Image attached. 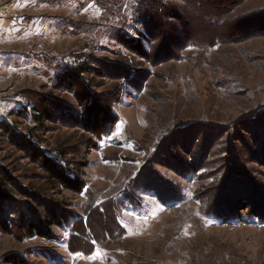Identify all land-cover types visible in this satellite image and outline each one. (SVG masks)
<instances>
[{
	"label": "rangeland",
	"instance_id": "374dc122",
	"mask_svg": "<svg viewBox=\"0 0 264 264\" xmlns=\"http://www.w3.org/2000/svg\"><path fill=\"white\" fill-rule=\"evenodd\" d=\"M167 1L193 40L144 56L143 0H0V160L44 204L4 213L0 264H264V0H214L222 27ZM90 209L102 243L71 253Z\"/></svg>",
	"mask_w": 264,
	"mask_h": 264
},
{
	"label": "trees",
	"instance_id": "16d2710c",
	"mask_svg": "<svg viewBox=\"0 0 264 264\" xmlns=\"http://www.w3.org/2000/svg\"><path fill=\"white\" fill-rule=\"evenodd\" d=\"M230 1H233L230 5L231 7L232 5H236V4L238 5L243 2V0H230ZM143 2H144L143 4L144 6L141 9V17L143 20L145 32L147 33L146 39L148 40V43L150 45L149 51H146L144 47L140 45L139 49L143 51L144 56H147V55L149 56L151 54L167 55L169 54L170 50H172V52L174 53H178L180 51H183V49L185 48L184 46L185 43H187L186 47L190 45L189 44L191 43L190 41L193 40L191 38L190 30H179L177 29V27L179 25L181 27H186L187 29H189L190 26L193 28L194 24H192L189 19L190 14L194 15L193 10L188 11L187 14L190 13L188 17L187 14H185L184 11H182L181 9L177 10V8H175L173 5L168 4L167 0H143ZM202 3H203V0H201V2H198L199 6L195 7L194 5H192L193 9L199 10V9H202L203 7H208L209 8L208 10H213V14H214V15H212V13L203 14L200 21L205 27H214L217 25L222 27L226 24L224 17H220V16L216 17L215 12L218 11V9H216V7L218 6L213 5L214 0H206L205 1L206 5H202ZM230 11L231 10H229L228 12ZM206 16H208V18L205 19ZM243 17L245 16H241L239 19ZM254 17H257V16L256 15L246 16L242 22L246 23V21L251 20ZM257 18H259L260 20H259L258 25L255 28L257 32L259 31L261 36H264V14H259ZM236 22L237 21H234V23ZM245 29H246V32L244 34L255 33L254 31L255 29H252L250 26ZM176 33L180 34L179 41H176L174 38H172V35H175ZM129 41H132V43H135L134 45H137L140 42H142L141 40H133V39H129ZM172 42H175V45H172ZM170 46L173 47V49ZM144 58L146 59L147 57H144ZM88 70L94 71L96 74L100 76L103 75V70L100 67L99 68L90 67L89 63L83 64L82 66H79L72 71L75 72L77 75H84L85 72ZM37 102L39 103V106L41 108L45 109L46 111L50 112V114H52L51 110L49 111L48 102L39 101V99ZM42 116L38 115L37 117L36 110H35L34 118H35L37 127L38 129L45 131L48 129L47 126H45L47 117L45 116V114ZM36 132H38V130L34 129L30 133L31 135L35 137ZM227 133L229 132H226L225 134H223L222 138H225ZM230 137H231V134H230ZM62 155H63V152H62ZM206 160L208 161V155H206ZM15 172H16V169H13V168L11 169L10 166L6 165L4 162L0 160V222L4 226L2 227V229L6 231H8L9 229L10 230L12 229V225L15 223L10 221V219L16 215H11L9 219H7L9 214L5 215L4 213L8 211V209L11 206L21 204L22 202L19 201L20 197L22 196L28 197L29 199H27V201L24 204L26 206L27 205L30 206L31 208H35V207L38 208V207L44 206V204L39 199V198H42L43 190H39L38 193L37 192L33 193L32 189H28L27 187L22 186V183L20 182L19 178L15 177L14 175ZM54 183H56L55 180H54ZM52 185L54 186V184ZM99 200L94 204V207L96 209L98 207H101L100 205L97 204L99 203ZM16 212H18L17 216H20L19 211L16 210ZM99 212H100V215L104 214L103 209L102 211L100 210ZM90 213H91V209L87 211L84 217L78 218L73 224H71L72 230L70 234V244H69V249L71 253L79 252V250L75 249L77 241L83 244L84 246L89 245V247L91 248L96 244L102 243L94 232V229L91 224L90 217H89ZM114 217L115 219L117 218L116 211H115ZM36 222L39 223V221H36ZM36 222L33 220L27 221L28 232L31 235L39 234V233H36L37 232ZM47 222H48L47 226L49 227H52V225L54 224L53 223L54 221L52 220L51 217L48 218ZM116 223H117V220H116ZM106 226L107 224L105 222L104 228Z\"/></svg>",
	"mask_w": 264,
	"mask_h": 264
}]
</instances>
